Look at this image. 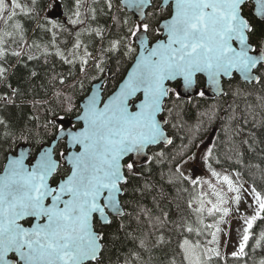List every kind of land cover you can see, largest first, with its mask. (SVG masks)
Returning <instances> with one entry per match:
<instances>
[{"label": "snow or ice", "instance_id": "obj_1", "mask_svg": "<svg viewBox=\"0 0 264 264\" xmlns=\"http://www.w3.org/2000/svg\"><path fill=\"white\" fill-rule=\"evenodd\" d=\"M84 2L76 0L72 14L75 19H69L74 26L85 22L80 11ZM246 2L127 0L126 6L136 9L139 20L129 25L124 19L127 34L111 41L107 51L125 49L123 55L132 57L134 65L110 96L103 98L99 92H93L86 97L78 116L81 127L65 135L70 145L68 151H76L60 153L70 167L57 179L62 166L54 158L52 148L41 152L31 165L25 163L21 153L4 167L0 176V264H105L106 257L107 264H121L119 258L113 262L108 256L110 245L121 240L131 245L122 264H152L151 251L166 243L163 227L168 217L166 213L154 215L141 200L129 196L130 192L143 195L151 191L147 182L140 187L130 185L131 178L142 176L136 171L141 158H147L156 146H174L173 137L183 132L182 147L170 159L175 180L170 178L169 183L189 180L183 168L197 163L207 166L219 179L210 162L213 148L197 135L206 126L205 121L210 126L222 119L224 130L231 128L236 135L250 122L253 127L264 126V40L251 43L254 28L243 15ZM36 3L37 0H31L29 7L11 0L9 8L5 0H0V22L5 25V30H0V58L5 55L6 39H14L16 32H22L14 19L17 10L32 15ZM254 4L256 15L264 18V0H254ZM112 6L108 0V8ZM9 27L15 32L7 31ZM61 27L58 23L51 24L52 29ZM96 35L102 36V30L96 29ZM74 47L81 48L79 39ZM56 54L65 63L74 62L59 51ZM91 57L92 53L85 48L79 58L81 72ZM102 63L95 64L100 72L104 71ZM5 71L0 68V77ZM240 80L243 86H237ZM209 91L221 99L229 97L227 108L223 109V116L218 106L198 113L193 128L184 120V97L195 94L203 98ZM72 107L69 101L65 111L70 112ZM50 123L53 122L38 126L37 131L39 127L46 130ZM0 126L6 136L14 135L5 120L0 119ZM21 137L25 138L23 133ZM164 157V151H158L153 158L162 162ZM223 181L230 192H240L228 176ZM213 194L217 196L216 203L208 201L212 206L206 209L201 200L194 211L200 214L207 211L208 215L222 213L218 221L222 223L229 210L221 205L228 201L218 192ZM251 195L255 210L244 220L246 227L238 251L231 254L236 259L247 255L250 231L258 219H264V193L253 187ZM240 201L237 194L234 202L239 206ZM114 223L117 229L109 239L106 229ZM205 227H215L208 243L218 244L220 227L212 224ZM187 231L191 233L193 228L187 227ZM260 240H264V232ZM260 240L256 241L257 246ZM179 248L181 264H209L213 255L220 256L218 247L201 251L199 243L188 239Z\"/></svg>", "mask_w": 264, "mask_h": 264}, {"label": "trees", "instance_id": "obj_2", "mask_svg": "<svg viewBox=\"0 0 264 264\" xmlns=\"http://www.w3.org/2000/svg\"><path fill=\"white\" fill-rule=\"evenodd\" d=\"M19 2L31 7V0ZM111 3L113 6L109 9L108 0H85L80 9L81 19L85 22L75 26L69 23V19H75L72 14L76 10V0H37L32 15H25L17 10L14 19L21 25L22 32H16L14 39H6L5 55L0 58V68L6 70L0 77V119L5 120L8 128L14 133L6 136L5 129L0 126V172L4 168L6 157L15 154L20 145L30 147L31 159L35 158L42 146L49 145L61 130L57 122L75 120L79 116V104L88 96L93 84L107 76L108 81L104 86V97H107L121 82V77L127 74L134 62L133 58L124 56L123 48L117 52H109L107 49L110 48L111 41L127 34L123 20L127 19L129 25L135 23V20L122 9L120 0H111ZM243 15L254 28L251 43L258 44L264 40V22L253 16L250 4L244 6ZM113 17L117 19L114 20ZM52 23L63 27L52 29ZM96 29L102 30V36L96 35ZM0 30H5L3 22H0ZM6 30L15 32L10 27ZM77 39L81 43L79 50L74 47ZM85 48L92 53V57L89 58L85 71L81 72L79 58L83 57ZM57 51L74 62L65 63L64 59L56 54ZM13 52H19L20 56L12 55ZM73 52L78 55H71ZM101 61L103 72L95 67V64ZM237 86H243V83L238 81ZM229 100V97L211 100L199 96L184 100V120L195 128L198 113L204 112L210 106L220 107L223 116V109L227 108ZM69 101L73 105L70 112L65 111ZM240 106L244 107L243 102ZM48 121H52L55 126L50 123L46 130L39 127L37 131L38 126ZM222 124V119L210 126L205 121L206 126L197 134L203 141L210 138V147L213 148L211 165L241 173L252 187L264 193V126L253 127L250 122L236 135L231 128L226 132ZM72 126L78 128L76 124ZM21 133L25 138L21 137ZM183 135L185 133L181 132L173 137L174 146H161L150 150V161L136 169L142 176L130 179L132 187H140L147 182L151 191H146L143 195L130 192L129 196L134 195L136 199L141 200L154 215L166 213L168 217L163 227L166 243L151 251L152 264H171L172 260L181 264L182 252L179 245L189 237L186 228L194 220L189 204L197 196V185L190 180L169 183L170 178L175 180L170 159L181 149L183 141L180 137ZM245 140L248 142L244 143ZM158 151L165 153L162 162L153 158ZM62 152H65L64 142L59 143L55 150L57 160L61 159ZM64 173L65 167L62 165L57 179ZM135 226L133 222L131 227ZM116 229L115 223L106 229L109 239ZM252 232L254 235L245 249V260L239 261L260 264L264 260V240H260V234L264 232V219L255 222ZM257 240H260L259 246L256 244ZM129 247L130 244L121 240L110 245L108 256L113 262L119 258L122 264L123 255ZM145 259H148L147 254ZM107 260L108 257L105 258V264Z\"/></svg>", "mask_w": 264, "mask_h": 264}, {"label": "rangeland", "instance_id": "obj_3", "mask_svg": "<svg viewBox=\"0 0 264 264\" xmlns=\"http://www.w3.org/2000/svg\"><path fill=\"white\" fill-rule=\"evenodd\" d=\"M5 2L10 8L11 0H5ZM204 144L210 147V138L205 139ZM212 170L219 174V179L213 176L207 166L202 163H197L196 165L187 164L183 168L185 176L189 177L190 181L194 180V184L198 187L197 196L190 203L192 205L190 209L194 215V220L187 226L192 227L193 232L189 233L186 228L189 234V237L186 239L191 243H199L201 245V251L205 248H219L220 256L217 258L213 255V259L209 264H246L244 261H239L245 260L244 257L236 259L231 254L238 251L239 243L243 236V230L246 227L244 223L245 218H250L254 214L255 205L253 203V196L251 195V189L253 187L248 183L245 177L237 171L219 169L213 166ZM224 176H228L234 186L240 189L239 193L230 192L228 190V185L223 181ZM214 192L220 193V195L228 201V203L221 205L222 208H227L229 210V215L223 217L222 223H218L222 213L208 215L207 211L203 214L194 211L195 208L199 207V201L201 200L205 202L206 209L212 206L207 203L208 201L216 203L217 196L213 194ZM237 194L241 196L239 206L234 202V197ZM250 205L251 207H249ZM209 224L217 225L221 229V231L217 233L219 240L218 244L208 243L212 240L211 233L215 232V227H205ZM252 235L254 234L251 229L250 237Z\"/></svg>", "mask_w": 264, "mask_h": 264}, {"label": "water", "instance_id": "obj_4", "mask_svg": "<svg viewBox=\"0 0 264 264\" xmlns=\"http://www.w3.org/2000/svg\"><path fill=\"white\" fill-rule=\"evenodd\" d=\"M120 4H121L122 8L125 9L126 13L132 15V16L134 17L135 22H138V20H139V16H138V14H137V12H136V9H134V8H130V7H127V6H126V4H127V0H120ZM246 4H250V5L252 6V13H253V16H254L257 20H259V21H263V22H264V18L259 17V16L256 15V9H255L254 0H247ZM246 4H245V5H246ZM149 10H150V9H148L147 11H149ZM136 43H138V41H137ZM134 45H135V44H134ZM133 65H134V62H133V64L131 65V67H130V69L128 70V72L131 71V68H132ZM125 76H126V75H125ZM107 81H108V77L105 76V77H104L102 80H100L98 83L93 84L92 87H91V90H90V92H89V94H88V96L91 95L93 92H99L100 95H101L103 98H105V97H104V86H105V84L107 83ZM240 81L243 83L242 80H240ZM109 96H110V95H109ZM195 97H197V96H195V94H192L191 97L185 96V97H184V100H191V99H193V98H195ZM106 98H107V97H106ZM205 98H206V99H211V100H213V99L220 98V97L214 95L211 91H209V92L207 93V95H206ZM85 99H86V97H85V98L81 101V103L79 104L80 114H81V109L83 108V102L85 101ZM80 114H79V115H80ZM57 123H58V125H60V127H61V129H62L63 131L60 130V131L56 134L55 138L53 139V141H52L49 145L42 146V147L40 148V150L38 151V153H37V155L35 156L34 159H31V149H30V147L27 146V145H20L19 147H17V149H16V151H15V154H9V155L6 157V162H5L4 167L6 166L8 160H10V159H12V158H19V156H20L21 153H23L24 156H25V163L31 165V164L34 163V161L39 157V154H40L41 152L47 150L48 148H52V149H53V155H54V158L57 159L56 156H55V150H56V148L58 147L59 143H61V142H64L65 145H66V152H65L66 154H71V152H75L76 149H71V152L68 151V149L70 148V145H68V144L66 143L65 135H66V132H67V131L78 130V129L81 127L82 122L79 121V120H78V117H77L75 120H70V121H59V122H57ZM73 124H76V125H78L79 127L74 129V128L72 127ZM157 147H161V146H156L155 148H157ZM162 147H164V146H162ZM166 147H169V146H166ZM153 149H154V148H153ZM150 159H151V155H150V151H149V153H148V157H147V158H143V157H142V158H141V162H140V164L137 165V168L146 165V164L150 161ZM58 161H59V163H60L61 165H63L65 168L70 167V165H67V164H66V158H61V159L58 160ZM137 168H136V169H137ZM3 170H4V168H3ZM2 175H3V171L0 173V176H2Z\"/></svg>", "mask_w": 264, "mask_h": 264}, {"label": "flooded vegetation", "instance_id": "obj_5", "mask_svg": "<svg viewBox=\"0 0 264 264\" xmlns=\"http://www.w3.org/2000/svg\"><path fill=\"white\" fill-rule=\"evenodd\" d=\"M248 5V4H247ZM65 152H66V145H65ZM5 165V164H4ZM3 171V170H2ZM1 173V172H0Z\"/></svg>", "mask_w": 264, "mask_h": 264}, {"label": "built area", "instance_id": "obj_6", "mask_svg": "<svg viewBox=\"0 0 264 264\" xmlns=\"http://www.w3.org/2000/svg\"><path fill=\"white\" fill-rule=\"evenodd\" d=\"M122 12V11H121Z\"/></svg>", "mask_w": 264, "mask_h": 264}]
</instances>
